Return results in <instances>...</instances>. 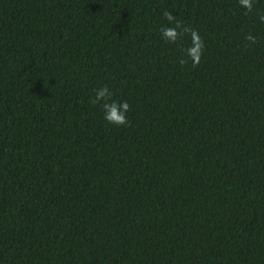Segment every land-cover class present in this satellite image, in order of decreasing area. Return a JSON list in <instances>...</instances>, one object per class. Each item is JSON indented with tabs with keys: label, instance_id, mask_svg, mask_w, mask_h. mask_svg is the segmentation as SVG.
<instances>
[{
	"label": "trees",
	"instance_id": "obj_1",
	"mask_svg": "<svg viewBox=\"0 0 264 264\" xmlns=\"http://www.w3.org/2000/svg\"><path fill=\"white\" fill-rule=\"evenodd\" d=\"M198 31V66L160 29ZM264 0H0V264H264ZM252 34L250 45L245 36ZM107 85L127 125L91 104Z\"/></svg>",
	"mask_w": 264,
	"mask_h": 264
},
{
	"label": "clouds",
	"instance_id": "obj_2",
	"mask_svg": "<svg viewBox=\"0 0 264 264\" xmlns=\"http://www.w3.org/2000/svg\"><path fill=\"white\" fill-rule=\"evenodd\" d=\"M241 7L245 8L247 12L253 10V0H238ZM163 17L169 22L168 25L162 26L160 29L162 38L169 43H176L185 34L191 38V45L183 49L187 59H181L179 63L184 65L188 60L192 61L193 67H196L201 62V57L205 48V44L198 31L190 26L184 25L181 20L169 10L162 13ZM258 19L264 23V14H258ZM245 40L250 45H254L256 37L252 34L245 36ZM94 96L90 97V103L93 105L100 104L104 111V119L116 126L127 125V112L130 111V105L127 101L118 102L112 99V92L107 85L98 89H94Z\"/></svg>",
	"mask_w": 264,
	"mask_h": 264
}]
</instances>
